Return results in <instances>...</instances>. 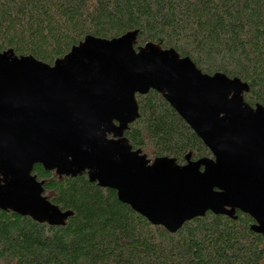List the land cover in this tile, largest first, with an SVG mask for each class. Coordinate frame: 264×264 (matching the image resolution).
Here are the masks:
<instances>
[{
    "label": "water",
    "instance_id": "obj_1",
    "mask_svg": "<svg viewBox=\"0 0 264 264\" xmlns=\"http://www.w3.org/2000/svg\"><path fill=\"white\" fill-rule=\"evenodd\" d=\"M138 32L87 36L52 66L0 52V210L49 226L72 216L43 195L35 165L59 178L86 174L154 226L174 234L207 212L254 221L264 236V108L246 83L202 73L188 57ZM160 94L212 158L149 160L124 132L139 118L136 95Z\"/></svg>",
    "mask_w": 264,
    "mask_h": 264
},
{
    "label": "trees",
    "instance_id": "obj_2",
    "mask_svg": "<svg viewBox=\"0 0 264 264\" xmlns=\"http://www.w3.org/2000/svg\"><path fill=\"white\" fill-rule=\"evenodd\" d=\"M137 31L147 43L188 57L202 73L224 74L249 87L244 101L264 108V0H0V52L52 66L85 37L112 40ZM139 118L124 137L149 160L178 165L212 158L164 98L135 96ZM43 195L72 212L63 226L0 210V264H264V236L254 221L207 212L174 234L121 203L86 174L59 178L35 165Z\"/></svg>",
    "mask_w": 264,
    "mask_h": 264
}]
</instances>
